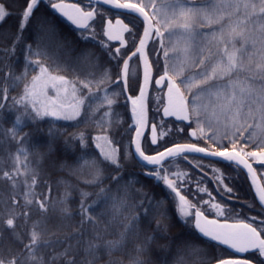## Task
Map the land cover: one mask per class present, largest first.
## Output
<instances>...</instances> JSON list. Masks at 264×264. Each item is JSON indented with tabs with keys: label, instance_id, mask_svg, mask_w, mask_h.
<instances>
[{
	"label": "snow or ice",
	"instance_id": "6c2138e0",
	"mask_svg": "<svg viewBox=\"0 0 264 264\" xmlns=\"http://www.w3.org/2000/svg\"><path fill=\"white\" fill-rule=\"evenodd\" d=\"M93 2L103 3L118 10L113 13L116 16L124 14L120 10H127L142 18L145 24L139 46L136 47L133 43L135 50H129L131 55L122 54L121 48H116L113 52L103 40L98 41L100 48L110 60H115L117 57L123 60L115 80L109 68H105L99 78H96L95 71L84 73L81 78L80 65L94 70L100 68V56L90 49H82L75 57V64L60 62L58 57L50 56L48 49L52 47L57 51L69 48L73 52L75 48L71 47V41L60 37L59 28L52 19L43 14L37 15L43 5L70 23L77 31V38L82 42L96 40L97 35L102 34L109 40H119L121 47H124L126 42L123 33L132 34V29L120 19H116L113 25L112 19L108 18L109 13L93 6ZM168 6L173 10L171 16L165 13L161 18L156 0H135V2L87 0L84 7H81L80 3L66 4L64 0L59 2L23 0V5L18 11L16 31L0 32V37L11 39L10 47L0 48V52L4 53L0 60L14 55L20 44L24 45L28 56L25 58L26 63L21 74L6 73L5 79H11V83L7 87H0V101L9 98V89L14 90L20 86L21 82L27 79L31 69L37 74L23 84L20 97H12V100L14 104L24 105L25 114L33 123L45 117H53L56 120L77 121L72 126L79 127L78 118L82 116V110H84V120L88 121L92 114L104 104L107 105L108 111L94 121V126L102 130L92 138L95 149L99 150V160L96 155L87 151L88 137L85 132H74L65 137V132L54 127L48 129V151L41 155V159L44 155H52L56 152L55 140L61 137H65V152H74V142H79L82 151L76 158V164L69 165L66 161H62L58 165L59 169H67L70 175H76L87 167L92 179H85L82 182L90 186L99 185L105 179L113 181L117 193L122 195H111V189L103 187L98 194V196L103 195L105 200L113 201V219L120 214L121 209L136 207L143 209L145 218L151 217L156 220L154 234L146 235L143 241L136 245L137 255L132 259V264H144L140 256L146 253L157 239L163 241L158 244L162 251H171L173 245H177L178 250L184 247L195 252H205V249L195 243L200 237L216 242L215 246L224 245L237 253H251L264 258V219L250 217L241 220L239 210L215 202L212 198L202 203L209 204L217 216L231 218L235 215L238 220L232 224L220 223L216 219L209 220L203 211L196 208V205L182 194L184 182L189 179L188 174L169 173L163 163L169 158L184 153H203L221 158L230 166L235 165L238 168L243 165L252 176L253 184L256 185L260 204L264 205V187L257 184L256 169L249 163L251 158L256 163L264 165V0H169ZM12 14L5 4L0 2V27ZM97 18L101 33L96 32ZM194 23L212 30L207 33L199 32L194 29ZM213 25L216 27H212ZM30 27L33 30L32 42H28L25 38V33ZM132 39L135 41L134 35ZM150 39L159 46V52L156 54L159 56L162 53L163 56V72L154 80L155 85L167 89V103L162 104L163 116H174L178 120L189 121V127L191 123H195L196 129L190 133L193 137H197L199 132L198 138H204L207 135L205 126L209 130L215 127L213 134L207 137L216 144L211 150L209 147H198L195 143L176 144L156 155H147L143 150L140 138L146 126H150L151 143H157V125L156 123L149 125L146 110L148 87L153 83L154 69L145 52ZM237 41L241 43L240 48L236 47ZM249 43L254 48L260 46L256 55H245ZM153 51L155 52L156 49L154 48ZM31 56L42 57L44 61L51 60V63L42 62L41 59L32 60ZM125 56L127 58H124ZM133 57L143 61V83L139 86V95L127 97L132 103V116L136 126L135 148L134 150L125 148L122 152L121 142L116 140L114 135H109L110 130L114 133L122 123L119 119H112L114 114L111 110L112 105L116 103L112 97L121 93L112 92L109 95L107 85L122 81V91L127 90L130 78L129 61ZM155 68H160L159 59L155 63ZM61 73H71L72 79ZM131 77L138 79L135 69L132 70ZM49 88L54 90L55 96L48 95ZM84 90H87L86 94H83ZM99 92H103L104 95L99 96ZM157 99L163 102V98ZM97 100L101 102L93 108V103ZM4 107V103L0 102V109ZM29 108L31 113L28 112ZM160 110L159 107L155 109L156 112ZM221 116L226 119L223 131L220 129ZM21 125L26 126L22 116L18 115L12 127L2 133L20 146L14 155L9 154L13 162L11 170L0 168V180L10 182L13 190L11 205L7 200L0 198V264H93V260H78L81 250L86 256L95 259L98 249L104 248L111 252L123 248L131 238L139 237L141 217L132 215L124 217L127 223H122L123 230L118 233V239L104 241L102 233L107 234L108 228L100 229L99 217L90 211L100 201L98 199L88 204V197L92 193L82 189L79 190L80 220L74 231L62 239L57 232L51 231L49 223L56 219L60 221L57 225L58 229L70 226L74 220L68 205L73 186L68 181H58L57 187L64 186L63 195L60 197L49 195L52 187L41 178L38 170L39 161L36 162L37 167L32 166L29 149L24 146L30 134L24 133L21 136ZM178 130L183 131L182 128ZM163 135L166 133H161V136ZM224 140L228 143H223ZM253 147L255 150H248ZM133 157H136L135 163L142 169L147 165L153 166L140 174L157 184L162 182L167 196L172 199L176 217L185 227L191 225L188 237L176 240L168 236L173 216L168 209L166 198L157 199L144 190V185L135 187L139 183L135 175L124 178V169L132 162ZM184 158L187 159L186 156ZM101 164L111 167L115 174L105 176ZM53 167H57L55 161ZM197 167L201 166L197 165ZM213 171L219 170L213 169ZM222 177L221 173L215 179L222 183ZM21 185L22 193L19 191ZM41 186L47 187L48 192L37 191ZM224 190L227 193L233 192V189L227 185L224 186ZM196 192L207 193L211 197V193L207 188L200 187L199 182ZM132 193L139 197V201L129 205L128 201ZM21 195L23 204L17 199ZM190 208H196L194 214L189 211ZM34 213L39 214V219H32ZM17 221L22 223L18 224ZM86 225L88 227H85ZM5 231H8L12 237V243L7 247L4 245ZM193 232L195 235H192ZM57 248L61 250L56 251ZM213 260L215 264H252L249 258L212 257L205 252L203 264H212ZM162 264H168L166 258L162 260ZM260 264H264V259L260 260Z\"/></svg>",
	"mask_w": 264,
	"mask_h": 264
},
{
	"label": "trees",
	"instance_id": "16d2710c",
	"mask_svg": "<svg viewBox=\"0 0 264 264\" xmlns=\"http://www.w3.org/2000/svg\"><path fill=\"white\" fill-rule=\"evenodd\" d=\"M6 6V8L12 12L13 14L7 18L2 27H0V32L11 31L14 33L16 31V25L18 23V11L20 6L23 5V0H0ZM157 7L164 6L166 9V14H172V8L168 6L169 0H156ZM207 6V5H204ZM46 15L50 19H52L59 28L60 37L66 38L67 41H71V47L75 48V51H70L69 48H64L59 51L55 47L49 48L48 52L50 56L58 57L60 62L67 61L70 64H75V57L82 49H90L100 56V68L99 69H90L84 65H80V75L83 78V74L89 71H95L96 78H99L100 74L103 72L105 68H109L112 71L113 80L116 79L117 73H119L120 68L122 66L123 60L120 57H117L115 60H110L108 56L104 53V51L100 48L98 41L103 40L107 45H109L113 52H115V44L108 39L107 36L102 34L97 35L96 40H88L87 42H82L77 38L76 29L68 22H66L63 18L59 17L56 13L52 12L49 8H45L43 5L40 8V11L37 15ZM161 17L163 15L161 14ZM128 27L132 29V34L127 33L128 46L126 48L121 49V53H128L129 50H132L133 43L137 42L139 38L142 23L141 21L132 16L131 19H127ZM91 23V22H90ZM194 29L199 32H210L212 29L209 27H205L199 23H194ZM212 27H216L213 25ZM179 31V30H178ZM96 32L101 33V26L99 21H96ZM89 35L91 33H88ZM132 35L135 36V41L132 39ZM167 35V33H166ZM25 38L28 42H32L33 39V30L30 27L29 30L25 33ZM11 45V39H6L0 37V48H8ZM35 47V45L33 44ZM150 56L155 58L156 61L160 60V70H163V56L162 53L158 56L156 53L159 52L158 44H154L153 40L150 41ZM236 47L240 48L241 43L237 41ZM259 45L255 48L249 43L246 46L245 55H256L258 53ZM156 49L154 52L153 49ZM4 53L0 52V57H3ZM28 56L27 50L24 48L23 44L17 46L14 55H10L5 57L3 60H0V87H7L11 83V79H5L6 73H12L14 75H19L24 71V65L26 63V57ZM126 58V56L124 57ZM30 59L36 60L41 59L42 62L51 63V60L44 61L42 57L31 56ZM138 61V57H133L129 64L132 62ZM119 65V66H118ZM36 71H32L31 69L28 72L27 79L21 82L20 86L16 87L14 90L9 89L8 91V99L6 101H0L4 103L5 107L0 109V168L3 170L10 171L12 168V159L9 158V154H15L17 148L20 146L16 141L11 140L6 137L2 133L7 129L12 127L13 121L16 116H22L24 123L26 126L21 125L22 131L20 135L22 136L24 133H29V139L27 143L24 144L25 147L29 149L30 155L29 159L33 162L32 166L37 167V161H39L38 170L41 173V178L52 187V191L49 193L51 197H60L63 195L64 186L60 185L57 187V182L64 180L68 181L72 186V196L68 201V205L73 213L74 220L70 226L63 227L62 229H58L57 225L60 224L59 219H56L49 223V228L53 232H57L58 236L62 239L65 235L71 234L74 231V228L79 224V203L80 196L79 190H84L92 193L91 196L88 197L87 203L92 204L93 201L99 199V203L90 211L93 212L96 216L99 217L98 225L100 229L108 228V233L102 235L104 236V241L115 240L118 239V233L123 230L122 223H127L124 220L125 216L132 215H140V235L138 238H131L123 248H119L113 250L111 252L107 251L104 248H100L97 250L95 259L91 256H86V254L81 250L78 256V260L87 261L93 260V264H132V259L136 257L137 253L135 251V247L137 244L141 243L146 235H153V230L156 227V220L151 217L145 218L143 216V209L136 207H128L126 210L121 209L120 214L113 219V201L105 200L103 195L98 196L100 193V188L103 187L105 189H111V195H122V193H117L116 184L110 179H105L99 185L90 186L84 184L82 181L85 179H92V176L89 174V169L85 167L82 173H78L76 175H70L67 169L60 170L58 165L62 161H66L69 165L76 164V158L81 154V148L79 146V142H74L75 151H64V138L71 133L83 131L86 133L88 137V149L89 153L96 155L97 159H100L99 150L95 149L92 138L99 134L102 130L97 129L94 126V121L98 120L105 111H108V107L104 104L98 111L92 114L88 121L84 120L83 111L82 116L78 118L79 127H73L72 125L76 124L77 121H65V120H56L53 117H45L43 120L36 121L33 123L27 114H25L24 105L14 104L12 97L19 98L23 92V84L27 83L31 80L33 75H36ZM68 76L69 79H72L71 73H61ZM131 77V76H130ZM136 79L129 78L128 81V94L129 96H137L140 86V81L137 82L138 87L135 86ZM108 94L111 95L112 92L121 93L118 96L112 97L116 100V103L112 105L113 117L112 119H119L122 121L119 127L115 129L113 133L111 130L109 131V135H114L116 140H119L123 147L121 151L125 148L131 149V136L135 129L134 118L132 116V108L127 99L125 91H122V81L117 84L107 85ZM50 91V89H49ZM95 91V89H93ZM87 90H84L83 94H86ZM50 94V93H48ZM99 96H103V92L98 93ZM158 95H150L149 96V106L151 108L149 112L150 120L156 123L157 128L159 130V143L157 149L164 148L166 146L172 145L174 143H195L198 146L209 147L210 149L216 147V144L209 140L207 137L213 134L215 131V127L212 130H209L207 126H205V130L207 135L204 138H198L199 132L197 133V137H193L190 133L196 129V124L191 123L189 127V123L185 124L183 122H175L172 119H162L159 112H156L155 109L160 107L161 101L157 99ZM159 98H162L161 96ZM101 101L97 100L93 103V108L96 107V104H99ZM87 103V102H86ZM28 112L31 113V108L28 109ZM34 115V113H32ZM131 125V127H129ZM49 127H54L55 129H59L61 132H65V137H61L55 140L56 152L52 155H44L41 159V155L47 153L49 137L47 135ZM183 129V131H179L178 129ZM221 129V128H220ZM223 131V129H222ZM161 133H166V135L161 136ZM223 143L227 144L228 141L224 140ZM145 149H151L150 145L143 144ZM248 150H255L254 147ZM177 156L167 161L163 162L164 167L168 169L169 173H177L183 172L187 173L189 179L185 180L184 187L182 189V194L186 195L187 199L192 202V204L196 205V208H199L204 212L205 216L208 219L213 220L216 219L219 222H229L236 223L238 218L233 215L231 218L217 216L214 209H211L209 204H204L202 201H210L214 198L215 202L221 203L222 205H227L228 207L239 210L240 216L239 219L243 220L245 218L257 217L259 219H264V207L260 204L252 186L249 181L247 174L241 169L237 168L235 165H229L228 162L222 161H214L210 159H205L202 157L190 156ZM23 159V157H21ZM249 160L253 163L259 177L264 186V165H260L256 163L254 160L249 158ZM53 161L56 162L57 167H53ZM200 165L201 167H197ZM101 168H103L104 175H114L115 171L106 164H101ZM152 167L146 166V168L142 169L135 163V157L132 158V162L126 165L123 175L124 178L127 179L129 175L137 176L139 183L135 185V187L139 188L141 185H144V190L149 194L154 195L157 199L164 197L168 200V209L172 213V220L170 222L171 227L168 232V236L172 239H182L189 236L190 227H185L184 224L180 222V220L176 217L175 212L176 209L173 205L172 199L167 196V192L162 184L155 183L152 179L147 178L140 173L151 169ZM213 169L219 170L218 172H214ZM223 174L222 183L215 179L216 176ZM21 180L23 177L20 178ZM199 182L200 187L207 188L208 192L211 193V197L207 193H198L196 192V188ZM230 187L233 189L232 193H227L224 190V186ZM43 190L44 192H48L47 187L41 186L37 191ZM12 188L10 186V182L6 180H0V198H3L8 201V204L11 205V197H12ZM19 191L23 192V186L21 185ZM174 196V194H173ZM229 197H233L229 199ZM17 199L20 201V204H23L22 195L18 196ZM139 201V197L134 193L131 194V198L129 199V205H132L133 202ZM178 201V199H177ZM251 205V207L249 206ZM196 208H190L193 214L196 211ZM21 210V209H18ZM7 217L5 216V219ZM32 219H39V214L34 213L32 215ZM191 219V218H190ZM151 221V222H150ZM111 222V223H109ZM194 222V221H193ZM247 222V221H245ZM18 224L22 223V221H17ZM85 227H88L87 225ZM195 235V232L192 233ZM4 245L5 247L9 246L12 243V237L8 231L4 232ZM103 243V241L101 242ZM163 243L157 239V242L152 244L148 251L140 256V259L144 261V264H162V260L164 258L167 259L168 264H203L205 252L208 256L212 257H224L225 248L222 246H215L216 242L211 240H205V238L200 237L196 239L195 243L199 244L201 248L205 249V252H195L190 249L180 247L177 249V245H173L171 251H162L158 244ZM60 248H57L56 251H60ZM215 261V260H213ZM212 261V262H213Z\"/></svg>",
	"mask_w": 264,
	"mask_h": 264
},
{
	"label": "flooded vegetation",
	"instance_id": "af4514ba",
	"mask_svg": "<svg viewBox=\"0 0 264 264\" xmlns=\"http://www.w3.org/2000/svg\"><path fill=\"white\" fill-rule=\"evenodd\" d=\"M57 2H59V0H57ZM64 3H66V4L80 3L81 7H84L85 4L87 3V1L86 0H64ZM93 6L99 8L101 10L107 11L109 13L108 18L112 19V21H114L116 18H121L125 22V24H127V25H128L127 19H131V17L133 16V15H130V14H127V13H124V14H121L119 16H116V15H113V13L115 12V10H112V9H109V8H106V7H103V6L99 5V4H94V3H93ZM97 20L99 21V18H97ZM126 36H127V32H125V37ZM126 40H127V37H126ZM114 44H115V48H119L117 43H114ZM127 46H128V40H127ZM121 49H123V48H121ZM134 49H135V47L131 51H133ZM131 51L128 54H130ZM149 51H150V46L147 47V53H148V57H149L150 62H152L153 65H154V69H153V83L151 85V89H150V92H149V96L150 95H158L159 97L161 96L163 98L164 87L162 86L161 88H156V86L154 84L155 78L157 76H159V74H162L163 70H160V69L155 68L156 59L155 58H152L150 56ZM133 69L136 70V74H137V77H138V79L134 80L135 81L134 84H135V86L137 88L138 87V84H139L137 82H139V81L141 82V68H140L139 61H137V62L134 61V62L131 63V65H130V76H131V72H132ZM130 79H131V77H130ZM162 104H163V102H162ZM162 104H161V106H162ZM159 108L161 109V107H159ZM150 110H151V108H150L149 103H148V111L150 112ZM149 118H150V116H149ZM149 123H154V122L149 119ZM157 134H158V138H157L156 145H152L150 143L149 139H148L147 134L145 135V137L143 139V144L145 143L147 145H150V147H152L151 149L149 148L148 150L144 148V150H145V152L147 154H155V153L161 151L162 149L168 147V146H166L164 148L157 149L158 143H159V130H158V128H157ZM220 223H222V222H220ZM220 246H222L226 250L225 251V254H224V257H222V258H234V259L249 258V259H251V261H252L253 264H260V260L261 259H264V258H259L258 256L253 255L251 253H237L234 250L229 249V248H227V246H224V245H220ZM213 263H215V261H213L212 264Z\"/></svg>",
	"mask_w": 264,
	"mask_h": 264
},
{
	"label": "water",
	"instance_id": "95a60500",
	"mask_svg": "<svg viewBox=\"0 0 264 264\" xmlns=\"http://www.w3.org/2000/svg\"><path fill=\"white\" fill-rule=\"evenodd\" d=\"M87 1V0H86ZM94 4H95V2H93ZM99 5H101V6H103V7H106V8H109V9H112L109 5H105V4H103V3H99ZM112 10H114V9H112ZM115 11H118V10H115ZM120 11H123V13H128V14H132V15H134V16H136V14H133V13H130V12H128L127 10H120ZM137 17V16H136ZM140 21H141V23H142V30H141V34H140V37H139V39L141 38V37H143V33H144V28H145V24L143 23V21H142V18H140V17H137ZM116 19H120V20H122L121 18H116ZM115 19V20H116ZM115 20L113 21V25H115ZM124 22V21H123ZM125 23V22H124ZM114 34H115V31H114ZM123 37H124V40H125V42H126V44H125V46L124 47H126L127 46V41H126V39H125V33H123ZM139 39H138V42H137V45H136V47H138L139 46ZM150 41H151V39L147 42V45H146V48H145V52H146V54H147V56H148V53H147V47H148V45H149V43H150ZM112 42H114V43H117L118 44V47L119 48H124V47H121V43H120V41L119 40H112ZM135 50V49H134ZM129 55H131V53L129 54ZM127 58V57H126ZM148 59H149V57H148ZM138 61H139V64H140V68H141V82H140V85L143 83V61L141 60V59H139L138 58ZM150 61V60H149ZM123 64V63H122ZM122 67V66H121ZM158 78V76L155 78V79H157ZM155 84V83H154ZM151 85H152V83L149 85V87H148V99H149V92H150V89H151ZM156 86V88H161L162 86H157V85H155ZM125 93H126V96L128 97L129 96V94H128V92H127V90L125 91ZM166 93H167V89H166V87H164V91H163V104H166L167 103V96H166ZM137 95H139V91H138V94ZM148 99H147V101H146V110H147V116H148V122H149V112H148ZM129 101V103H130V105H131V108H132V103H131V101L130 100H128ZM160 115H161V117L163 118V119H173L174 121H177V122H183V123H185V124H188L189 123V121H182V120H178V119H176V117H174V116H167V117H165V116H163V111H162V106H161V110H160ZM151 123H149V125H150ZM136 127V126H135ZM147 134V136H148V139H149V141H150V143H151V139H152V133H151V130H150V126H146L144 129H143V136L140 138L141 139V145H142V141H143V139H144V137H145V135ZM157 138H158V134H157ZM135 139H136V132H135V129H134V132H133V135H132V139H131V150H134V148H135V144H134V141H135ZM152 144V143H151ZM177 144H188V143H177ZM152 145H156V144H152ZM176 144H173V145H171V146H169V147H174ZM198 146V145H197ZM169 147H167V148H169ZM198 147H202V146H198ZM143 148V147H142ZM166 149V148H165ZM165 149H162L161 151H159V152H162V151H165ZM211 150V149H210ZM146 153V152H145ZM158 153V152H157ZM157 153H155V154H147V155H156ZM186 155H190V156H196V157H202V158H205V159H210V160H214V161H222V162H224L221 158H218V157H212V156H208V155H205V154H203V153H184V154H181V155H179V156H186ZM175 157H177V156H175ZM173 158V157H172ZM135 159H136V157H135ZM169 159H171V158H169ZM168 160V159H167ZM166 160V161H167ZM165 162V161H164ZM249 163L250 164H252V167L255 169V167H254V165H253V163L249 160ZM147 166H149V167H153V166H151V165H147ZM239 168H241L246 174H247V176H248V178H249V181H250V183H251V186H252V188H253V190H254V192H255V194H256V185H254L253 184V182H252V176L248 173V170L246 169V168H244L243 167V165H240L239 166ZM256 181H257V184H259L261 187H264L263 186V183H262V181H261V178L259 177V174L257 173V171H256ZM256 196H257V194H256ZM257 198H258V196H257ZM178 199V198H177ZM263 207H264V205H263ZM224 223H228V222H224ZM229 224H232V223H229ZM213 264H215V263H213ZM253 264V263H252Z\"/></svg>",
	"mask_w": 264,
	"mask_h": 264
},
{
	"label": "rangeland",
	"instance_id": "374dc122",
	"mask_svg": "<svg viewBox=\"0 0 264 264\" xmlns=\"http://www.w3.org/2000/svg\"><path fill=\"white\" fill-rule=\"evenodd\" d=\"M133 2H135V0H133ZM164 7V6H163ZM162 6H158V8L160 9V13L164 16V14L166 13V9L165 8H163ZM171 16V15H170ZM162 18V17H161ZM178 31V30H177ZM173 39H175V37H173ZM138 40V39H137ZM136 42V41H135ZM49 89H50V91H49ZM48 89V93H50V94H48L49 96H55V92H54V90L53 89H51V88H49ZM161 106V105H160ZM221 124H220V128H221V131H222V129H223V124L224 123H226V119H225V117L224 116H221Z\"/></svg>",
	"mask_w": 264,
	"mask_h": 264
}]
</instances>
